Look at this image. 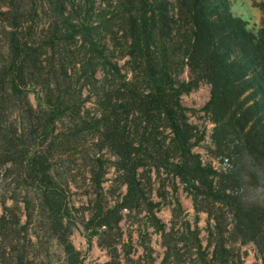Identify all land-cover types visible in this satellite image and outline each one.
I'll return each instance as SVG.
<instances>
[{
    "label": "trees",
    "instance_id": "obj_1",
    "mask_svg": "<svg viewBox=\"0 0 264 264\" xmlns=\"http://www.w3.org/2000/svg\"><path fill=\"white\" fill-rule=\"evenodd\" d=\"M260 9L253 32L230 0H0V264H242L236 240L264 264V199L242 193L243 162L264 169ZM201 82L226 167L194 151L205 128L182 96ZM126 217L160 235L159 261L146 233L125 234ZM75 230L107 259L87 261Z\"/></svg>",
    "mask_w": 264,
    "mask_h": 264
},
{
    "label": "rangeland",
    "instance_id": "obj_2",
    "mask_svg": "<svg viewBox=\"0 0 264 264\" xmlns=\"http://www.w3.org/2000/svg\"><path fill=\"white\" fill-rule=\"evenodd\" d=\"M231 8L234 14L239 15L247 22V28L253 32H257L261 24L262 11L260 9L261 3L264 0H230ZM209 86L201 82L198 87L191 90L189 93L182 96L183 104L188 108V115L190 121L198 126L199 129L205 128V137L195 148L194 151L198 152L202 159L209 161L215 168H220L221 166H227V162H222L220 157H215L213 153V145L211 143V130L212 124L210 123L208 116L203 110V105L209 98ZM226 162V163H225ZM244 166L247 167L248 171H244V181L242 183V193L247 201H257L264 199V169L262 168H252L249 161L243 162ZM249 172V173H248ZM250 174V175H248ZM104 181V189L111 196L115 198L124 192V185L120 184V180L117 177L113 168H109ZM158 184L155 185L157 187ZM167 192H171L170 186L166 187ZM184 211L187 218L193 222L196 217V212L193 207L191 196L183 189V187L178 185V193ZM156 201L159 198L155 197ZM142 216V215H140ZM158 216L163 221H168L170 218V207L166 204L161 206ZM139 222L132 223L131 218L126 217L122 226L126 235L131 234L133 242L138 240V233H146L150 238L151 246L153 248L154 258L159 261L163 248L161 245L160 235L148 227L145 223V219L140 217ZM208 215L206 212L198 213V226L200 227V236L204 244L207 243L208 234ZM71 241L74 246L82 253L87 261H104L107 259L105 251L100 248L94 239L91 243L88 242L85 234L80 230H75L71 235ZM235 250H237L241 255L242 264H261L260 254L258 253L255 245L252 242L241 243L239 240L233 242ZM140 249V247H138Z\"/></svg>",
    "mask_w": 264,
    "mask_h": 264
},
{
    "label": "built area",
    "instance_id": "obj_3",
    "mask_svg": "<svg viewBox=\"0 0 264 264\" xmlns=\"http://www.w3.org/2000/svg\"><path fill=\"white\" fill-rule=\"evenodd\" d=\"M224 161H227L226 159ZM226 163V162H225ZM228 165V163H226Z\"/></svg>",
    "mask_w": 264,
    "mask_h": 264
}]
</instances>
